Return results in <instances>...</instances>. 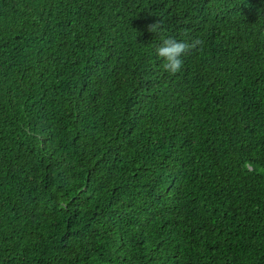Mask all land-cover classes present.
Segmentation results:
<instances>
[{"label":"trees","instance_id":"trees-1","mask_svg":"<svg viewBox=\"0 0 264 264\" xmlns=\"http://www.w3.org/2000/svg\"><path fill=\"white\" fill-rule=\"evenodd\" d=\"M0 264H264V0H0Z\"/></svg>","mask_w":264,"mask_h":264},{"label":"clouds","instance_id":"clouds-1","mask_svg":"<svg viewBox=\"0 0 264 264\" xmlns=\"http://www.w3.org/2000/svg\"><path fill=\"white\" fill-rule=\"evenodd\" d=\"M147 4V2H145ZM133 22L139 21L134 18ZM147 30L151 33H161L163 32V21L157 20V22L148 25ZM202 41L199 39L193 40L191 43L186 41H177L175 38L166 37L162 38L161 43L155 47V54L160 58L163 63L162 67L166 72L175 74L180 71L182 67V60L180 57L190 50H193L197 45L201 44Z\"/></svg>","mask_w":264,"mask_h":264}]
</instances>
